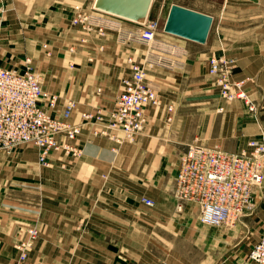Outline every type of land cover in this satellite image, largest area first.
Here are the masks:
<instances>
[{
  "label": "crops",
  "instance_id": "1",
  "mask_svg": "<svg viewBox=\"0 0 264 264\" xmlns=\"http://www.w3.org/2000/svg\"><path fill=\"white\" fill-rule=\"evenodd\" d=\"M203 1L204 8L170 3L210 15L212 25L202 44L164 33L187 49L185 67L147 71L160 105L145 107L135 141L120 131V142L95 135L97 124L88 122L76 140L78 158L53 153L42 167L34 145L9 156L0 150V264L13 262L31 224L39 231L30 251L38 264H255L247 256L252 226L264 230V179L253 192L254 209L230 229L202 224L192 202L177 209L175 175L189 147L237 152L264 140V0ZM93 2L0 0V63L29 58L44 72L43 89L57 95L59 112L75 101L76 123L82 112L107 113L130 73L127 57L144 51L136 41L118 43L116 30L96 36L71 25L73 6L91 9ZM165 9L161 4L154 16ZM220 55L235 61L233 79H251L244 90L253 110L218 92L207 60Z\"/></svg>",
  "mask_w": 264,
  "mask_h": 264
},
{
  "label": "built area",
  "instance_id": "2",
  "mask_svg": "<svg viewBox=\"0 0 264 264\" xmlns=\"http://www.w3.org/2000/svg\"><path fill=\"white\" fill-rule=\"evenodd\" d=\"M123 21L127 20L96 11L93 6L87 9L75 4L72 8L70 23L81 27L88 35L103 36L113 29L120 41H136L146 47L144 59L127 57L130 73L121 79L112 108L107 113L82 112L81 123L71 120L76 109L71 99L65 102L60 113L52 112L57 95L43 89L39 77L28 67L22 72L0 67V149L10 151L17 145L31 143L37 148L39 163L49 166V156L53 153L73 157L82 154V148L76 143L82 123L97 124L95 135L116 142H120L117 131L129 142L142 132L146 123L145 107L160 105V98L146 77L145 66L183 69L188 51L177 42L158 37V18H148L143 24L131 22L133 27H125ZM207 62V72L214 77L220 95L226 99H242L249 110H253L254 105L244 90L245 83L251 79L232 78L235 61L220 55L210 56ZM263 179L264 140H249L237 152L191 146L177 166V209L180 210L183 203L192 202L199 210L202 224H234L253 207V192ZM142 201L153 206L149 198L143 197ZM36 235L35 228L28 230L26 238L16 246L17 256L11 264H37L28 255ZM248 257L256 264H264V230Z\"/></svg>",
  "mask_w": 264,
  "mask_h": 264
},
{
  "label": "water",
  "instance_id": "3",
  "mask_svg": "<svg viewBox=\"0 0 264 264\" xmlns=\"http://www.w3.org/2000/svg\"><path fill=\"white\" fill-rule=\"evenodd\" d=\"M153 0H94L93 9L124 20L143 24L147 20ZM212 25V17L197 10L172 3L163 22L164 33L205 43Z\"/></svg>",
  "mask_w": 264,
  "mask_h": 264
},
{
  "label": "rangeland",
  "instance_id": "4",
  "mask_svg": "<svg viewBox=\"0 0 264 264\" xmlns=\"http://www.w3.org/2000/svg\"><path fill=\"white\" fill-rule=\"evenodd\" d=\"M179 2L180 4H184V5H186V6H190V7H195V8H204V1L203 0H153V3H152V6H151V10H150V13H149V18L150 19H155V18H158L159 19V24H160V26H159V31H158V37L159 38H161V39H165V40H167V41H171V42H177V40H175V38L174 39H172V38H168V37H165L164 35V32H163V30H162V26H163V22H164V20H165V18H166V9H165V7H167L171 2ZM161 4H163L164 5V13H162V15L160 16H154V12H155V10L158 8V7H161ZM72 25V24H71ZM79 27V26H78ZM81 28V27H80ZM82 29V28H81ZM83 30V29H82ZM84 31V30H83ZM83 39H85L86 41H87V37L86 38H81L80 39V42L81 43H84L83 42ZM85 41V42H86ZM117 41H118V43H128V41H126V42H122V41H120L119 39H117ZM180 45H182V44H180ZM144 46V45H143ZM144 48V51H145V49H146V47L144 46L143 47ZM69 51L70 52H73V51H75L74 50V48L73 47H70L69 48ZM143 51V53L140 55V58H134V59H136V60H141V59H144V57H145V52ZM50 55V54H49ZM188 55V54H187ZM71 62V60L69 61V62H67L66 61V63H67V66H72V63H70ZM23 63H24V67H23ZM10 64H12V65H10ZM9 65H5L3 62H1L0 63V67H4V68H9V69H14V70H16V71H18V72H22V71H24L25 70V67H28L30 70H32L38 77H39V79H40V82H41V85H43V79L45 78V75H44V72L43 71H41V70H38L33 64H32V62H31V60L29 59V58H25L24 60H21V61H11V63H10ZM153 67H157V66H153ZM153 67H148L147 65L145 66V69H146V74H147V71L149 70V69H151V68H153ZM24 68V69H23ZM159 68H162V69H166V68H163V67H159ZM23 69V70H22ZM128 76V75H127ZM119 88H120V86H119ZM99 89V88H98ZM119 91V90H118ZM97 92H99V91H97ZM118 94V93H117ZM57 100H58V97H57ZM56 106H57V102H56ZM113 106V105H112ZM112 108V107H111ZM110 108V109H111ZM110 109H108V111L110 110ZM53 113H60L58 110H57V108H55L54 109V111H52ZM77 123H81V119H80V121L79 122H77ZM82 125H83V123H82ZM81 125V126H82ZM81 132H82V127H81ZM81 134V133H80ZM79 134V135H80ZM78 135V136H79ZM124 137V136H123ZM137 137V136H136ZM135 137V138H136ZM78 138V137H77ZM125 138V137H124ZM135 138H134V140L133 141H135ZM126 140V139H125ZM127 142H129L128 140H126ZM132 141V142H133ZM31 143H24V144H21V145H17L15 148H13L12 150H10V151H7V150H4V149H0V150H2V151H4V153L6 154V155H11L16 149H18V148H21V147H24V146H27V145H30ZM31 145H33V144H31ZM82 155V154H81ZM80 155V156H81ZM65 156H68V157H71V158H78V157H73V156H70V155H65ZM79 156V157H80ZM49 161H50V156H49ZM37 163L39 164V165H41L42 167H48V166H44V165H42L41 163H39V161H38V153H37ZM263 182V181H262ZM262 185V184H261ZM146 205V204H145ZM254 207H255V203H254V205H253V207L251 208V209H248L247 211H245L244 212V214L241 216V218H243V216L245 215V213H247V212H250L251 210H253L254 209ZM241 218H240V220H241ZM239 223V221L237 222V224ZM234 225H236L235 223L234 224H231V225H229V224H224V225H220V226H215V227H222V228H229L230 229V227L232 228ZM206 226H209V225H206ZM31 228H35L36 230H37V235H36V239L33 241V243H32V245H31V247H30V249L28 250V255H29V257L31 258V259H33L36 263H37V261L34 259V258H32L31 257V255H30V251H31V249L33 248V245H34V243L36 242V240H37V238H38V236H39V231H38V228H37V226L35 225V224H31V225H29L27 228H26V230H25V232H24V235L22 236V238H20L18 241H17V243L15 244V250H16V256H17V249H16V246H18L25 238H26V235H27V232H28V230L29 229H31ZM251 230H252V234H253V238H254V240H255V242H253V244L251 245V249L253 248V246L255 245V243L257 242V241H259V239H260V236L259 235H261L260 233V230H259V227H258V225H254V226H252V228H251ZM249 238V237H248ZM251 249L249 250V252H248V254L250 253V251H251ZM157 255H158V259H159V261L160 260H163L164 259V256H165V253L163 252V251H161L159 248H157ZM16 256H15V258H14V260H13V262L15 261V259H16ZM247 258L249 259V257L247 256ZM251 260V259H250ZM252 261V260H251ZM12 262V263H13ZM254 262V261H253ZM255 263V262H254ZM11 264V263H10ZM38 264V263H37ZM52 264H56V263H52ZM256 264V263H255Z\"/></svg>",
  "mask_w": 264,
  "mask_h": 264
},
{
  "label": "bare ground",
  "instance_id": "5",
  "mask_svg": "<svg viewBox=\"0 0 264 264\" xmlns=\"http://www.w3.org/2000/svg\"><path fill=\"white\" fill-rule=\"evenodd\" d=\"M148 18H149V16H148ZM148 18H147V19H148ZM156 107H157V106H156Z\"/></svg>",
  "mask_w": 264,
  "mask_h": 264
}]
</instances>
